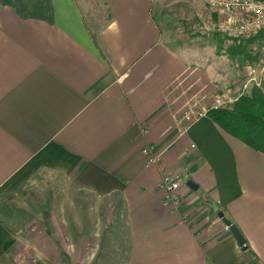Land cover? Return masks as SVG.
Segmentation results:
<instances>
[{
  "label": "crops",
  "instance_id": "obj_1",
  "mask_svg": "<svg viewBox=\"0 0 264 264\" xmlns=\"http://www.w3.org/2000/svg\"><path fill=\"white\" fill-rule=\"evenodd\" d=\"M88 4L49 0L46 12L29 15L0 0V195L63 179L74 205L62 229L51 210L48 234L20 227L0 203V264L15 257L27 264L17 256L24 246L38 253L34 264H60L63 256L92 264L105 234L124 237L122 264H264V155L219 128L242 188L223 207L193 129L184 133L179 124L188 100L233 83L221 38L207 37L218 43L209 58L190 49L171 0H104L108 14L98 23ZM197 7L177 18L191 20ZM146 145L161 155L159 164H146ZM164 171L185 179L179 212L163 204ZM78 208L87 220L80 222ZM95 211L105 218L98 230Z\"/></svg>",
  "mask_w": 264,
  "mask_h": 264
},
{
  "label": "built area",
  "instance_id": "obj_2",
  "mask_svg": "<svg viewBox=\"0 0 264 264\" xmlns=\"http://www.w3.org/2000/svg\"><path fill=\"white\" fill-rule=\"evenodd\" d=\"M203 8L194 22V29L200 36H218L228 48L244 46L248 56L236 55V67L243 66L241 83L216 85V92L211 97L206 93L199 94L187 101L179 117L182 132L187 133L209 112L231 108L252 88L257 87L264 92V0H202ZM193 147L195 145H192ZM143 153L147 157V165L159 164L161 155L153 145H146ZM185 184L179 173L164 171L158 188L164 191L163 204L173 212H179L183 204L181 190ZM184 223L186 214L182 215Z\"/></svg>",
  "mask_w": 264,
  "mask_h": 264
},
{
  "label": "rangeland",
  "instance_id": "obj_3",
  "mask_svg": "<svg viewBox=\"0 0 264 264\" xmlns=\"http://www.w3.org/2000/svg\"><path fill=\"white\" fill-rule=\"evenodd\" d=\"M13 2L17 7L22 8L23 12H38L39 10H34V8H39L43 10V12H46V5L47 0H10ZM104 0H86V2L90 3V18L93 21H96V23L101 22L103 20L104 16H107V10L105 6L103 5ZM194 4H197V6L202 10V0H171V7L170 6V15L171 17L176 21L174 25L177 27H183L184 29L183 35L186 36L188 39L187 44H191L190 49H195L199 52H203V56L206 58L210 57V52H213L215 50L216 45L215 42H210L209 38L205 36H200L199 33H197L194 29V22L198 18L197 12L196 16H194L191 20L185 21V24L182 25L183 21H181L178 16L181 15L182 11H188L191 12L193 10ZM202 6V7H201ZM197 7V8H198ZM177 8V9H176ZM211 37V36H210ZM219 51H222L223 55H226L227 57L231 56L230 54V48L225 46V43L222 42L221 45L218 44ZM215 56L219 57L222 54L215 51ZM230 54V55H229ZM232 59H230V67H231V76L228 78L230 82H234L237 85H239L244 78L243 76V64L241 67H236V64L234 63V59L236 56H231ZM229 57V58H231ZM251 93H248V95ZM211 97L213 93H206ZM193 127V126H192ZM191 127V128H192ZM190 128V129H191ZM190 131V130H189ZM61 179V178H59ZM37 181V180H36ZM53 183V184H52ZM73 195L69 194L66 182L62 180H58L55 182V180L45 183L44 181H37L33 184L30 183L24 187H20L17 191L13 193H7V194H1L0 195V203L3 205L4 209L7 211H11V213L15 216V221L20 227H29V226H37L42 227V230L45 229L49 232L51 231V223H50V216L51 210L53 211V216L55 219H58V226L60 229H62L63 226H66L68 223L72 222V215L71 212L74 210L73 201L71 200ZM45 205L43 208L42 205ZM55 207V208H54ZM88 209V203L85 202V208ZM48 209V210H47ZM78 213V218L81 221L87 220L85 217H83V214L81 213L80 208ZM77 210V209H76ZM71 211V212H70ZM69 213L71 219L70 221L67 220V214ZM94 213V212H93ZM89 214V213H87ZM86 214V215H87ZM87 217V216H86ZM93 216L91 215V218ZM95 220L94 222H91L92 225H95L93 227L94 230H98L99 228H102L104 224V216L99 215L96 211L94 213ZM88 218V217H87ZM79 222V229L82 232L86 231L84 227L82 226V223ZM27 225V226H26ZM39 225V226H38ZM50 230V231H49ZM34 236V235H33ZM36 237L38 235H35ZM48 237V236H45ZM124 237L121 235H104V241L102 243V248L99 251V254L97 258L95 259V262L93 261L92 264H122L123 257L125 256L124 251L126 250L124 248V244L120 243V241H123ZM79 243L81 242V239L77 240ZM76 241V242H77ZM44 253V251H43ZM49 252L47 251V254ZM23 254V255H22ZM21 255L17 256H25L27 257V264H34V257H38V253L34 254L33 250L31 248H26L24 246V252H22ZM64 254L66 255V251H64ZM36 255V256H35ZM43 256H46L45 254H42ZM117 257H121L117 260ZM14 258V257H13ZM12 258V260H13ZM31 258V259H28ZM18 257H15L14 262L11 264H25V262L21 263L20 260H16ZM23 261L24 259L21 258ZM82 262V259L80 260ZM77 258L75 259L73 264H82ZM60 262V260H59ZM39 264H50L49 262H45V259L41 261ZM60 264H68L67 263V256H63Z\"/></svg>",
  "mask_w": 264,
  "mask_h": 264
},
{
  "label": "trees",
  "instance_id": "obj_4",
  "mask_svg": "<svg viewBox=\"0 0 264 264\" xmlns=\"http://www.w3.org/2000/svg\"><path fill=\"white\" fill-rule=\"evenodd\" d=\"M10 1V0H5ZM48 2L46 10L48 8ZM26 12L29 15L43 13ZM22 11V8H20ZM232 56L245 54L244 46L230 47ZM232 134L264 155V92L254 87L249 95L241 96L231 108L214 110L191 129L203 156L209 161L216 176L220 205L225 207L242 194L234 153L220 129ZM193 134V133H192ZM210 204V202L208 201Z\"/></svg>",
  "mask_w": 264,
  "mask_h": 264
},
{
  "label": "water",
  "instance_id": "obj_5",
  "mask_svg": "<svg viewBox=\"0 0 264 264\" xmlns=\"http://www.w3.org/2000/svg\"><path fill=\"white\" fill-rule=\"evenodd\" d=\"M190 185L194 188H196V185L192 182H190ZM220 217L222 218L223 222L227 225V227L230 229L231 233L235 237L238 245L244 249L247 248V241L244 237L243 233L239 229V227L233 223L229 218H227L223 212L220 213Z\"/></svg>",
  "mask_w": 264,
  "mask_h": 264
}]
</instances>
